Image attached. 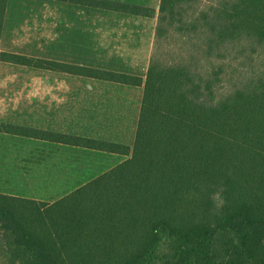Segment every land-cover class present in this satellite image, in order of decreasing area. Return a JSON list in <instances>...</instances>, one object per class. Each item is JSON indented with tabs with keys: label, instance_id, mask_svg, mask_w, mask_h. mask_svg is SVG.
Instances as JSON below:
<instances>
[{
	"label": "trees",
	"instance_id": "obj_1",
	"mask_svg": "<svg viewBox=\"0 0 264 264\" xmlns=\"http://www.w3.org/2000/svg\"><path fill=\"white\" fill-rule=\"evenodd\" d=\"M56 1L157 17L145 78L1 52L142 86L135 139L0 122L5 133L128 156L54 201L0 193V264H264V0Z\"/></svg>",
	"mask_w": 264,
	"mask_h": 264
},
{
	"label": "crops",
	"instance_id": "obj_2",
	"mask_svg": "<svg viewBox=\"0 0 264 264\" xmlns=\"http://www.w3.org/2000/svg\"><path fill=\"white\" fill-rule=\"evenodd\" d=\"M112 1L153 7L147 2L160 0ZM91 12L101 19L96 20L94 24H86L89 21L87 18L83 20L85 24L75 28L77 36L73 35L74 39L73 36L61 37L58 42L59 51L69 53L68 56L54 53L52 56L49 55V59L126 73H129L126 66H149L157 23L156 16L145 17L102 8H93L91 11L72 10L73 14L77 13L84 17H88ZM92 51L95 52L94 57L98 60L96 62L98 65L73 59L74 56L84 59L87 56L91 57ZM105 64L113 67H105ZM7 67L35 71L34 75L37 78L38 76L43 78L41 84L45 87L35 89L11 87L9 82L14 80L15 76L10 71H3L4 67L1 68L0 122L133 145L142 99L136 96L138 91L135 88L140 87L143 90L142 86L21 64ZM47 78L49 81L45 82ZM58 78H62V81H54ZM68 146L71 145L0 131V193L45 201L58 199L50 200L27 195L31 190H37L36 186H49V183L37 182L38 176L35 173L29 176L27 171L35 170L37 166L45 178L58 176L55 171L58 170L59 165H54V161L59 158L60 147ZM98 152L102 155L101 162L107 165L103 172L128 158L127 155L118 153ZM10 185L15 190L5 188Z\"/></svg>",
	"mask_w": 264,
	"mask_h": 264
},
{
	"label": "rangeland",
	"instance_id": "obj_3",
	"mask_svg": "<svg viewBox=\"0 0 264 264\" xmlns=\"http://www.w3.org/2000/svg\"><path fill=\"white\" fill-rule=\"evenodd\" d=\"M147 3L158 9L160 1ZM93 8H83L52 0H9L4 27L0 36V69L4 67L3 71H10L15 76V79L9 82L11 87L35 89L45 87V85L41 84L43 78L40 76L37 78L34 75L35 71L23 68L9 69L7 66L15 64L3 62L1 52L47 58L54 53L68 56L69 53L59 51L60 44L58 42L61 37L69 38L73 35L76 37L75 28L85 24L83 20L86 18L89 20L86 24H94L96 20L101 19L100 16L92 15V12L88 17H84L77 13L73 14L72 10L86 9L91 11ZM94 56H96L95 52L92 51L91 57L87 56L84 59L74 56L73 59L83 60L81 62H88L90 65H98L96 64L98 60ZM105 67L113 66L105 64ZM117 67L122 68L123 66ZM126 68L129 73L143 78H145L148 69L145 65L126 66ZM58 79L54 81H62V78ZM48 81L49 78L45 79V82ZM51 81H53L52 78ZM135 90L138 91L136 96L141 98L143 90L140 87L135 88ZM101 156L100 152L84 147H60L59 158L54 161V165H59L55 174L57 172L59 175L45 178L37 166L35 170L27 171L29 176L32 173L38 176L37 182L49 183V186L45 187L36 186L37 190H31L27 192V195L45 197L50 200L63 196L66 192L75 189L106 169L105 166L107 165L101 162ZM5 188L15 190L11 185Z\"/></svg>",
	"mask_w": 264,
	"mask_h": 264
}]
</instances>
